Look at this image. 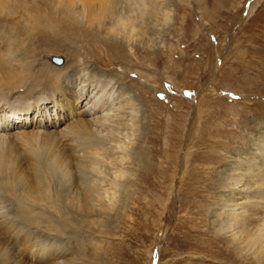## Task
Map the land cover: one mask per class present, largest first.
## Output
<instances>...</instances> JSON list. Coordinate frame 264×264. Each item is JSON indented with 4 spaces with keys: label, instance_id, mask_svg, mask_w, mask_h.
<instances>
[{
    "label": "rangeland",
    "instance_id": "rangeland-1",
    "mask_svg": "<svg viewBox=\"0 0 264 264\" xmlns=\"http://www.w3.org/2000/svg\"><path fill=\"white\" fill-rule=\"evenodd\" d=\"M151 3L159 6L160 25L148 19L154 35L133 37L127 44L131 52L126 44H119L121 36L103 40L104 34L91 36L62 23L27 51L33 50L27 62H35L38 68L56 67L63 73L78 64V70L86 68L91 76L107 75L115 82L116 94L133 98L136 107L133 128L126 126L123 131L129 141L119 136L129 156L121 162V154L113 156L118 168L127 171L119 180L124 187L114 196L113 223L100 225L96 223L100 219L90 216L76 225L69 222L67 230L76 232V239L87 248L96 244L105 264H254L248 256L224 260L194 248L197 239L207 244L209 212L221 206L217 198L225 189L216 185V177L225 172L236 150H249L247 144L264 133V0ZM77 83L72 85L74 92ZM61 92L46 102L45 115H50L46 118L38 115L35 101L24 119L4 113V125H9L4 131L32 123V129L39 125L48 135L58 130L53 122L59 121L62 128L77 118L89 121L104 116L107 104L100 103L102 110L92 108L93 115H84V102L68 100ZM55 101L61 104L57 107ZM13 107L12 112H21L14 110L22 106ZM120 110L126 123L128 112ZM60 141L57 148H65L67 142ZM22 150L11 138L2 148L4 155L11 156ZM109 168L105 162L104 173L93 175L106 181L103 175ZM106 185L98 186L105 189ZM236 200L241 201L238 196Z\"/></svg>",
    "mask_w": 264,
    "mask_h": 264
},
{
    "label": "bare ground",
    "instance_id": "bare-ground-1",
    "mask_svg": "<svg viewBox=\"0 0 264 264\" xmlns=\"http://www.w3.org/2000/svg\"><path fill=\"white\" fill-rule=\"evenodd\" d=\"M27 1L0 0V102H4L0 106V264H105L96 244L87 248L67 227L69 222L76 225L90 216L101 220L105 212V221L96 223H113L114 196L124 187L119 180L127 174L118 168L113 156L121 154L118 162L129 156L119 136L128 139L123 131L135 124L133 98H124L123 92L116 94L115 82L107 75L91 76L86 68L78 70V64L63 73L56 67L38 68L35 62H27L33 50L27 51L39 38L52 35L56 23H62L91 36L104 34L103 40L121 36L119 44H126L131 52L133 48L127 44L133 37L154 35L148 21L160 25L159 6L153 7L151 0ZM9 22L15 26H8ZM89 78L91 82L86 85ZM77 80L75 92L79 96L71 89ZM58 91L68 100L84 102V115H93L94 108L102 110L100 103L107 104L102 110L106 112L89 121L77 118L62 128L59 121L53 122L58 130L48 135L39 125L32 129V123L4 131L9 127L4 125V113L29 117L33 101L39 103L35 109L40 117L50 116L45 115L46 102L54 101ZM60 104L54 102L57 107ZM16 105L22 108L14 111L21 112H12ZM120 109L128 112L126 123ZM7 138L20 143L23 152L4 155ZM61 139L67 143L58 149ZM252 141L247 144L249 150H236L226 173L222 171L216 177V185L225 191L217 198L220 208L209 212L208 245L197 239L196 252L224 260L248 256L254 264H264V133ZM67 149L73 150L72 155L66 153ZM105 162L111 166L103 175L108 177L106 181L93 175L104 173L101 167ZM102 182L107 183L105 189L98 186ZM101 200L106 205H101ZM97 206L100 210L95 209ZM259 214L263 216L256 217Z\"/></svg>",
    "mask_w": 264,
    "mask_h": 264
},
{
    "label": "water",
    "instance_id": "water-1",
    "mask_svg": "<svg viewBox=\"0 0 264 264\" xmlns=\"http://www.w3.org/2000/svg\"><path fill=\"white\" fill-rule=\"evenodd\" d=\"M55 61H57L58 62V64H61V59L59 60V59H57V60H55ZM57 62H55V63H57Z\"/></svg>",
    "mask_w": 264,
    "mask_h": 264
}]
</instances>
